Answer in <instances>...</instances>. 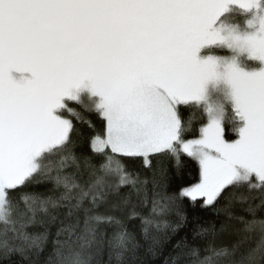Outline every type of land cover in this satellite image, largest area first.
<instances>
[{
	"label": "snow or ice",
	"instance_id": "1",
	"mask_svg": "<svg viewBox=\"0 0 264 264\" xmlns=\"http://www.w3.org/2000/svg\"><path fill=\"white\" fill-rule=\"evenodd\" d=\"M161 261L264 264V0H0V264Z\"/></svg>",
	"mask_w": 264,
	"mask_h": 264
},
{
	"label": "trees",
	"instance_id": "2",
	"mask_svg": "<svg viewBox=\"0 0 264 264\" xmlns=\"http://www.w3.org/2000/svg\"><path fill=\"white\" fill-rule=\"evenodd\" d=\"M197 115L198 116L202 115L199 112V110H197ZM169 167H171V166H169ZM197 174H198V165L196 164V162H194L190 159H185L183 172L181 174L182 179L184 181L191 180ZM179 182H180L179 179L175 180L173 183V187H175ZM194 217H199L200 218L199 222H203L204 220L214 218V217H212L211 213L204 212V211H201L199 209H197V210L189 209L188 223L186 225V228L180 233V235H184L185 232L191 233V230L193 229V227L196 226V223L198 222L197 220L194 219ZM161 264H162V261H161Z\"/></svg>",
	"mask_w": 264,
	"mask_h": 264
}]
</instances>
